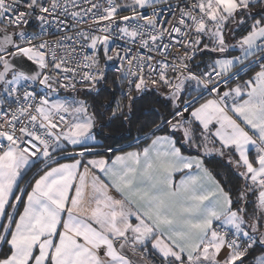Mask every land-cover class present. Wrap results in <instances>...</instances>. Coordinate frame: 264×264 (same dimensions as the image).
Instances as JSON below:
<instances>
[{
  "label": "snow or ice",
  "instance_id": "snow-or-ice-1",
  "mask_svg": "<svg viewBox=\"0 0 264 264\" xmlns=\"http://www.w3.org/2000/svg\"><path fill=\"white\" fill-rule=\"evenodd\" d=\"M0 264H264V0H0Z\"/></svg>",
  "mask_w": 264,
  "mask_h": 264
},
{
  "label": "trees",
  "instance_id": "trees-1",
  "mask_svg": "<svg viewBox=\"0 0 264 264\" xmlns=\"http://www.w3.org/2000/svg\"><path fill=\"white\" fill-rule=\"evenodd\" d=\"M97 102L98 105L109 103L110 97L107 93H103L100 97H98ZM136 115L139 116V121L134 123L130 131L128 126L121 127L119 121L111 123V125L108 127H104L102 131L109 137L106 143L116 148L123 147L124 150L135 148L134 138L138 135L137 128L139 127L140 123H143L144 120L147 119V116L141 113H137ZM99 139L103 140V137H100ZM129 142L132 143L131 148L128 146ZM205 162L210 169L220 172L225 171L223 162L219 160V158H209Z\"/></svg>",
  "mask_w": 264,
  "mask_h": 264
},
{
  "label": "crops",
  "instance_id": "crops-1",
  "mask_svg": "<svg viewBox=\"0 0 264 264\" xmlns=\"http://www.w3.org/2000/svg\"><path fill=\"white\" fill-rule=\"evenodd\" d=\"M128 150H135V148H133V149H128ZM127 151V150H126Z\"/></svg>",
  "mask_w": 264,
  "mask_h": 264
}]
</instances>
